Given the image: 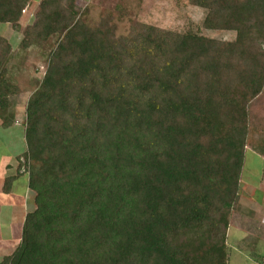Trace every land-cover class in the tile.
I'll return each instance as SVG.
<instances>
[{"label":"trees","instance_id":"1","mask_svg":"<svg viewBox=\"0 0 264 264\" xmlns=\"http://www.w3.org/2000/svg\"><path fill=\"white\" fill-rule=\"evenodd\" d=\"M30 1L0 0V24L16 26ZM76 2L40 0L21 35L22 50L55 42L25 105L35 209L0 264H224L223 215L240 201L264 95V0L187 1L232 41L138 23L124 2ZM13 52L0 36V112L21 92ZM189 235L205 237L202 255L179 241Z\"/></svg>","mask_w":264,"mask_h":264},{"label":"rangeland","instance_id":"2","mask_svg":"<svg viewBox=\"0 0 264 264\" xmlns=\"http://www.w3.org/2000/svg\"><path fill=\"white\" fill-rule=\"evenodd\" d=\"M187 1L143 0L137 3L136 0H77L76 8L82 11L86 6H96L99 9L115 10L124 2L132 10L133 20L138 23L180 33L191 31L211 39L234 40V32L203 29L201 25L205 12L198 7L191 6ZM29 5L16 26L0 24V36L5 37L13 45L14 57L8 66L10 79L21 90L20 94L11 98L12 106L0 112V122L9 121L11 123V127L6 131H16V134L13 133L8 138L0 133V137L6 142V147H10L7 149L11 151L12 145L15 149H20L22 129L19 132L15 121L24 124L27 99L43 77L48 55L55 42V39H51L26 50L20 48L23 30L41 18L38 0H31ZM258 105L254 111V122L249 126L247 134V152L242 170L240 201L237 207L223 215L227 222L223 239L226 245L224 264H264V158L262 157L264 151V95ZM186 238H179V241L191 253H198V256L204 253L205 237L201 238L203 241L195 235H189ZM212 260L211 257H204L202 263L211 264Z\"/></svg>","mask_w":264,"mask_h":264},{"label":"crops","instance_id":"3","mask_svg":"<svg viewBox=\"0 0 264 264\" xmlns=\"http://www.w3.org/2000/svg\"><path fill=\"white\" fill-rule=\"evenodd\" d=\"M15 124L19 132L22 129L20 149H15L12 145V151L8 150L7 148L10 147H6V142L0 137V262L3 257L11 255L19 245L25 217L35 209L34 193L28 187V174L24 166L21 165L23 163L21 157L26 150L24 125L17 120ZM10 127L11 123L3 126L0 122V133L5 138L13 133L16 134V131L13 132V130L6 131ZM4 130L5 132H2ZM8 177H15V179L10 191L6 193L3 191V183Z\"/></svg>","mask_w":264,"mask_h":264}]
</instances>
